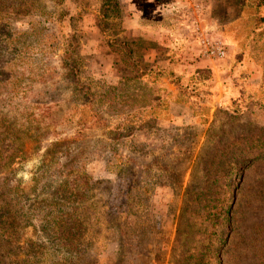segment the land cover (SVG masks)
Here are the masks:
<instances>
[{
  "label": "rangeland",
  "instance_id": "1",
  "mask_svg": "<svg viewBox=\"0 0 264 264\" xmlns=\"http://www.w3.org/2000/svg\"><path fill=\"white\" fill-rule=\"evenodd\" d=\"M111 1L98 27L103 0H0V205L22 226L0 239L2 264H264V0ZM195 21L228 52L209 60L188 43V61L246 82L212 118L193 106L194 123L161 126L139 110L151 88L122 62L121 44L133 45L136 61L144 40L133 26L139 36L165 29L183 64ZM54 42L53 54L41 52ZM191 72L188 88L197 87ZM176 96L163 100L182 102ZM63 181L84 201L74 254L38 233L49 210L37 209Z\"/></svg>",
  "mask_w": 264,
  "mask_h": 264
},
{
  "label": "crops",
  "instance_id": "2",
  "mask_svg": "<svg viewBox=\"0 0 264 264\" xmlns=\"http://www.w3.org/2000/svg\"><path fill=\"white\" fill-rule=\"evenodd\" d=\"M134 17L135 21H138V16L134 15ZM123 28L126 30L125 27ZM138 28L139 25L135 24L131 33L135 37H140L144 40V43H141L144 45L142 47V57L137 58V65H143L141 70L146 74H138L136 80L144 82L146 84V89L147 87L151 88L149 95H145V98H147L146 103L142 104L139 110L145 115L147 114L148 116L146 115V117L148 119H154L157 121V124L161 126L173 125L179 127L180 125L184 126L185 124H192L194 121V107L192 108L187 102H181L178 100L170 101V94L172 92V97H174V95L176 96L180 91V87L176 86L175 82H180L181 87L184 86L185 81H187V78L183 76L184 74L196 67L203 68L206 66L212 70L211 65L203 61L189 62L188 59H190V57H187L186 55V50L189 47L188 43H190V45L193 44L194 46L196 41L192 42L184 39H182L184 44L183 50H185L183 54L184 59L182 60L183 64H176L177 62H175L176 60H174L172 56L173 52L171 48L173 45L170 42L171 38L165 35L167 33L165 29H146L144 31L145 35H142V37L136 33L138 32ZM158 49L165 51V55L162 56L163 54L159 52ZM165 57L167 58L165 59ZM160 65L163 66L165 70L161 72L159 77L157 76V80L159 81V83H157L151 76H154V69L156 70L157 66ZM168 66L172 74L167 70ZM158 70L159 69H157V71ZM250 79V77L247 78L248 83L250 82ZM242 82L246 81L244 79L239 80L235 77L229 76L218 77L217 74L215 75L211 72L209 80L197 83V112L200 109L205 108L209 117L212 118V115L219 107H221V104H225L227 101H230L231 98L234 99L238 93H240ZM162 87L166 89L163 90ZM160 88H162V93L159 96L158 93H154V90ZM164 98L169 99L164 101ZM157 110L164 111L163 114L166 118H164V116L162 118L157 117L155 115ZM188 113L191 114L190 116L192 118L189 116L188 119Z\"/></svg>",
  "mask_w": 264,
  "mask_h": 264
},
{
  "label": "trees",
  "instance_id": "3",
  "mask_svg": "<svg viewBox=\"0 0 264 264\" xmlns=\"http://www.w3.org/2000/svg\"><path fill=\"white\" fill-rule=\"evenodd\" d=\"M113 2L111 0H103L99 17H97V26L101 27L102 22L104 21V17L107 12V8L112 7ZM116 17L118 16V12H116ZM24 34V33H23ZM123 48L126 49L127 56L129 58H126L127 56H123L122 62L126 66H131L135 69V71L138 74H146L144 71L141 70V68L137 65V58L136 61H133L134 58H131L132 55H134L133 52V45L129 43H122L121 44ZM111 48H114V45L112 42L110 43ZM58 48V45L56 42L51 45V48L47 51L46 49L42 48L41 52L43 53H52L55 52ZM121 49V48H120ZM116 50V48H115ZM119 50V49H118ZM190 49L187 48L186 55H188ZM185 52V50L183 51ZM184 54V53H183ZM65 58L71 57V52L65 53ZM194 62H197L199 60L194 59ZM68 71L73 74V77L75 79V85L79 86L80 88H83L86 92L90 90V86L84 87V85H80L77 77V71L74 66L68 65ZM163 70L159 69L157 73L154 74V81L156 80L155 76L159 77ZM167 71V70H166ZM152 72V71H151ZM155 72V69H154ZM172 74V72L170 71ZM211 75V69L209 67H203V68H193L191 74L189 75L188 79L193 83H199L203 81L209 80ZM194 79V81H193ZM79 84V85H78ZM176 86L180 87V91L178 93V98L182 100V102H191V106L193 108L197 105V87H191L188 88L187 85L184 87H181L180 82H175ZM175 97V98H176ZM183 97V99H182ZM188 99V100H187ZM190 100V101H189ZM192 100V101H191ZM180 101V100H178ZM48 127L43 128V134L41 136V139L45 138V135L47 136V129ZM3 153V152H2ZM0 153V162L2 161L3 154ZM81 178L84 179V184H87L88 180L87 177L83 176L81 174ZM86 178V180H85ZM6 178H1V189L3 190L8 186L7 183L4 184V181ZM14 188L18 189V186H15ZM73 186H70L67 182H62L59 184L56 188H51L50 193L48 194V197L45 199L46 205L43 207H39L37 210L39 213L44 212L45 210H49L43 213L41 215L40 224L38 226V233L39 236H43L47 243L55 246H59L62 250L66 251L67 253H77L79 250H81L82 246V239L85 235V231L83 230V223L81 222V219L75 218L73 215L77 214V211H79L81 208L75 205L80 199L82 200L81 203H84L83 197H81V192L79 190H72ZM1 190V191H2ZM86 202V201H85ZM39 204V203H38ZM72 209V212H65V210ZM16 213V212H15ZM15 213L12 210H7L6 205L2 204L0 205V239L1 241H7V239L10 236H14L18 234V231L22 227L17 222V217L15 216ZM40 236V237H41ZM87 245V243H86ZM47 249L46 244H41L38 246L40 258H44ZM3 256L0 255V264L1 258ZM26 260L18 259L16 256L15 262L13 264H23ZM66 261V260H65ZM38 262V261H37ZM39 263V262H38ZM37 263V264H38ZM40 264H44V261H40Z\"/></svg>",
  "mask_w": 264,
  "mask_h": 264
},
{
  "label": "built area",
  "instance_id": "4",
  "mask_svg": "<svg viewBox=\"0 0 264 264\" xmlns=\"http://www.w3.org/2000/svg\"><path fill=\"white\" fill-rule=\"evenodd\" d=\"M188 30L205 59H224L227 56V46L221 39L214 36L211 29H202L195 21Z\"/></svg>",
  "mask_w": 264,
  "mask_h": 264
}]
</instances>
